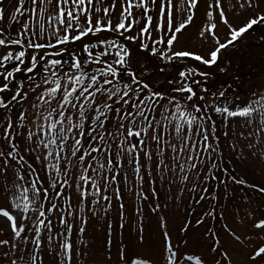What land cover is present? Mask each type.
Here are the masks:
<instances>
[{"label":"snow or ice","instance_id":"obj_1","mask_svg":"<svg viewBox=\"0 0 264 264\" xmlns=\"http://www.w3.org/2000/svg\"><path fill=\"white\" fill-rule=\"evenodd\" d=\"M229 4L235 24L221 0H209L198 32L202 47L174 50L178 34L195 16L198 0H187L186 8L172 0H16L11 12L0 0V223L5 225L0 234H10L0 239V260L43 264L46 240L48 254L57 264H72L71 234L78 217L81 225L86 223L81 213L89 196L93 215L101 200L110 206V187L112 197L119 200V185L128 180L125 169L130 168L142 186L145 181L155 183V173L164 179L166 170L175 175L178 168V178L196 192L201 180L220 179L213 171L219 168L213 154H219L220 125L240 117L252 128L249 136L264 134V88L244 99L229 93L231 85L226 81L213 90L209 81L214 73L196 64H186L176 79L154 86L148 82V58L139 71L131 66L128 42L138 41L139 49L155 61L186 59L207 68L216 65L227 74L230 62L218 64L221 50L264 26V0H229ZM174 8L181 14L178 23ZM217 10L220 24L227 28L223 41L217 31ZM258 39L264 41V33ZM168 150L171 167L165 163ZM204 154H209V169L202 173ZM254 187L264 193V187ZM200 190L210 195L207 187ZM148 191L156 194L154 188ZM205 198L200 195L195 203ZM159 208L156 204L153 210ZM203 222L196 220L197 225ZM190 224L186 220L179 231L186 233ZM253 227L264 229V218ZM138 239L144 243L142 229ZM53 240L58 241L59 251ZM183 242L187 244L186 239ZM106 243L110 259L111 239ZM209 250L213 253L209 264H221L217 256L230 259L218 239ZM161 256L163 264H181V260L204 264L200 256L173 245L166 230ZM118 257L121 264H156L127 246L118 250ZM258 258L264 260V246L249 257Z\"/></svg>","mask_w":264,"mask_h":264},{"label":"rangeland","instance_id":"obj_2","mask_svg":"<svg viewBox=\"0 0 264 264\" xmlns=\"http://www.w3.org/2000/svg\"><path fill=\"white\" fill-rule=\"evenodd\" d=\"M15 1L16 0H5V6L8 12L12 11L14 5L16 4ZM181 1V6L186 8V0ZM232 3H235V0H232ZM200 4L203 6L200 7L199 15L196 16L189 29L187 28L186 31L178 34V42L174 44V50H178L180 48L199 50L202 47L198 39V32L205 23V11L207 8L206 0L201 1ZM221 5L225 9L229 21L235 24L237 20L233 16L229 0H221ZM176 10L177 9L175 8L174 20L177 22L178 19L176 17L181 16V14ZM184 17H186V12L184 13ZM216 22L219 25L217 30L218 35L223 41L227 28L223 24H220L218 10L216 13ZM252 47L254 50V46ZM229 51V49L224 51L222 50L220 55L223 56V54L225 55L227 52L229 54ZM258 54H261L259 58ZM256 63H259L261 66L257 68L253 74H249L245 77L246 83L241 89L242 93L237 94V96L242 98V96L246 94V97H249L252 92L257 91L260 88H264V47L262 51H258V53L254 54L248 63V69H254V65H256ZM133 64L134 67H137V71H139L141 68V61L139 59L134 60ZM186 64L191 66L189 62L184 63L180 66L178 71ZM154 67H156V64L153 63L152 68ZM170 70L172 71V69ZM231 80H234V78H231ZM151 81L152 84H154L156 81H159V79H151ZM224 125L227 126L225 132L230 134L223 140V143L228 145L227 147L222 146V151L224 153L223 158H226V160L229 161L228 164L231 162L237 164L240 160L244 165L249 166L250 169L253 168L255 173H257L254 178L262 182L264 185V134H262L259 138L256 136H249L248 133L252 131V128L247 127L245 120L240 117L236 118L235 124L234 120H230L225 121ZM234 125L236 128H234ZM242 133L243 135H241ZM220 136H223V133L220 134ZM258 139L260 141L259 143L257 142ZM233 144L235 145L234 150L232 147ZM249 144H253L254 147H249ZM208 155L209 154H204L205 159L203 161V167L201 168L202 173L208 172ZM170 156L171 152L168 150L165 153V163L169 164L171 167L173 162L170 161ZM219 157L220 154H218V158ZM218 162H220V160ZM241 170L245 171V169L242 168ZM125 171L128 174V180L127 184H120V188L122 189V201L121 198L118 200L115 197H112L110 206L106 207L105 201L101 200L98 205H95L96 214L93 215L90 211L93 207L91 203L92 197L89 196L84 211L81 213L86 222L83 226L85 231L81 234L77 230L74 234L75 245L72 264H121L118 257V250L124 246H127L129 249H135L145 256L152 257L156 264H163L161 256V252L163 250V229L161 227L158 212L162 213L164 217H166L168 225L167 229L169 230L173 245H175V243H180L182 239V234L180 233V228L178 227L183 226L186 220L189 221L190 217L195 219L196 215L199 214V210L196 208L198 204L195 203L196 196H193L196 192H190L188 187H186L185 184L178 178L180 175L178 168L175 170V175L172 171L166 170L164 173V179L159 178V172L155 173L156 180L154 188L156 189V195L159 201L153 197V199L157 201L153 200V207L156 204L160 205L158 212H154L152 207L149 208V202L147 199L137 200L136 197L138 188H141L140 191H143L144 189L148 190L150 187L152 188V184L149 185V183L145 181L142 187H140V184L136 186L137 182L140 183L141 181L133 176L130 168L125 169ZM211 174L212 172H209V175ZM193 180H195L194 173L190 174L189 187ZM206 184L207 182H204L203 180L200 181V187H204ZM200 187H198V191L200 190ZM110 189L111 187L109 190ZM228 192L229 195L223 194L221 196V198H227L228 200H230L231 196L229 213L227 215L229 229H226L228 233L225 231L227 236L223 235L224 239H230L231 243L227 244L221 236L222 240L220 243L227 251L228 257L234 262V264H258L249 259V257L253 253L254 249L259 247L257 245L259 242L264 243V229H256L253 227V224L258 219L264 218V204L262 201L258 202L255 199H248L249 197L246 195L247 189H243L239 185L228 188ZM241 197L243 199H241ZM121 203L124 205L123 209L119 207ZM0 204H3L2 200H0ZM109 225L111 227H109ZM120 225H124V227H120ZM81 226L82 225L78 217L76 225L73 228L76 230ZM4 227L5 225L0 223V228ZM201 228H206V226H191L190 230L192 231L191 233L189 232V237L186 239L187 244L184 243L183 247H181V244L178 246L181 252L198 255L202 258L204 264H209V261L212 258L209 257L211 252L208 247V232ZM140 229H142V235L144 237L143 244H141L138 239V231ZM206 233L207 238H205ZM9 235V233L4 232L0 234V239L8 238ZM237 236L240 237L239 240L236 239ZM108 239H111L112 242L110 259L108 258L106 243ZM81 240H83V244H81ZM53 242L52 246L55 247ZM4 250H7V246H4ZM81 251L85 252L86 255L82 257L80 255ZM46 252H48V244L44 246L45 256L43 258V264H57L54 255L50 256L49 259ZM216 259H220L221 264H227V259H222L219 256H217ZM257 260L260 261L261 264H264V260H261L260 258ZM181 262L186 264L184 260H181ZM191 263H195V261L187 262V264ZM0 264H5V261L0 260Z\"/></svg>","mask_w":264,"mask_h":264},{"label":"trees","instance_id":"obj_3","mask_svg":"<svg viewBox=\"0 0 264 264\" xmlns=\"http://www.w3.org/2000/svg\"><path fill=\"white\" fill-rule=\"evenodd\" d=\"M261 29L264 30V27H262ZM259 31H260V27L257 28L255 32H252V30H251L250 32H252V35H249L248 33H245L243 41L232 48V50H233L232 53L233 54L229 56V61H230V64H231L230 72L227 75H225V76H222V75L216 76V75H214L210 79L209 85L213 86V90H215L216 87H219L221 82L226 81L230 75H233L232 73L236 74L239 71H243L244 70V66H242L241 64H238V65L235 64L234 61L236 59L239 58V59L242 60V62L247 63L248 60L251 58V56L259 51V45L256 44L254 41H252L253 35L258 36L259 35ZM252 46H254V50H253ZM145 56H146V58L150 59L151 62L155 61V57H149V54L146 51H145ZM236 56H237V58H235ZM155 63H160V61H155ZM167 64H168V62H166V65ZM168 78H170V77L168 76ZM155 86H159V83H157ZM228 92L231 93V88L230 87L228 88ZM225 167H228V166H225ZM217 224H218V221H217V216H216L215 220H214V225H217Z\"/></svg>","mask_w":264,"mask_h":264}]
</instances>
